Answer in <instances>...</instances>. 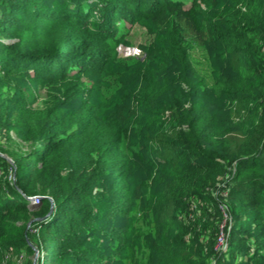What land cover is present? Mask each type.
Listing matches in <instances>:
<instances>
[{
  "label": "trees",
  "instance_id": "obj_1",
  "mask_svg": "<svg viewBox=\"0 0 264 264\" xmlns=\"http://www.w3.org/2000/svg\"><path fill=\"white\" fill-rule=\"evenodd\" d=\"M57 1V7L51 8L45 0H0V78L10 80L14 75L18 80L21 70L34 69L39 81L62 84L60 97L38 122L24 127L25 139L33 144L28 151L16 155L5 150L0 141V154L12 158L16 172L12 182L8 178L11 163L0 155L4 192L13 196L0 204V246L17 247L33 255V244L39 252L37 264L105 262L107 249L89 245V233H96L91 231L94 187L111 168L127 177L130 170L114 158L122 142H103L95 135L80 133L73 128L74 113L68 107L82 96L84 79L98 77L109 68L111 39L118 36V23L135 25L152 20L165 28L168 59L181 68L180 77L189 84L193 96H198L199 88L195 77H190L195 44L211 51L222 49L224 66L211 89L220 102L216 110L196 100L187 107L177 103L168 106L155 97L150 104L166 116V126L148 137L155 154L152 164L173 169L157 203V225L159 229L170 226L166 242L185 249L187 235L199 238L202 234L196 227L199 222L186 215L191 206L188 199L196 195L197 200L211 201L213 190L224 184L232 203L253 208L248 215L253 221L237 230L238 216L233 217L228 245L233 252L220 256L219 264H259L252 251L264 245V240L257 238L264 231V0H233V13L220 21L206 14L202 0H192L191 8H186L185 0ZM27 28L45 34L55 29V37L35 44L25 37ZM0 92L4 93L3 87ZM1 101L8 106L5 98ZM222 111L224 120L237 125L224 136L219 130ZM7 118V108L0 107V131ZM244 122L252 124L250 130L242 129ZM219 136L222 141L215 143ZM45 172L51 173V181L45 179ZM38 194L51 196L55 207L49 217L33 222L27 230L31 219L45 217L51 209L49 197H43L41 204L29 203L28 197ZM109 195L110 212L117 214L123 208L125 192L112 187ZM112 221L108 222V232ZM221 222L217 223V233H212L215 241ZM33 228L37 232H32ZM172 228L179 232L171 235ZM243 234L249 235V240H243ZM257 253L262 256L260 250ZM167 264L189 263L185 257H177Z\"/></svg>",
  "mask_w": 264,
  "mask_h": 264
},
{
  "label": "rangeland",
  "instance_id": "obj_2",
  "mask_svg": "<svg viewBox=\"0 0 264 264\" xmlns=\"http://www.w3.org/2000/svg\"><path fill=\"white\" fill-rule=\"evenodd\" d=\"M45 2L50 4L51 8L57 7L58 3L57 0ZM202 2L206 14L212 20L227 19V15L233 13V0ZM191 5L192 0H185L186 8H191ZM46 23L44 22V25ZM164 30L163 26L152 20L135 25L127 21L119 22L116 29L118 36L111 39L113 59L109 68L98 77L84 79L82 96L75 100L74 105L68 107V111L74 113L73 128H78L80 133L95 135L103 142L111 139L117 144L122 142L121 148L115 151L114 158L130 170V176L127 177L126 174L122 176L118 173L117 168H111L109 175L94 187L91 203L95 219L91 231L96 233H89V245L95 249H107L104 252L107 255L105 262L99 264H167V261L177 257H185L189 264H219L220 256H230L233 252L229 246L226 253H217L215 256L213 243L216 241L212 238V233H217L218 221L225 220L222 209L227 207L232 216L226 224L228 234L233 229L235 215L238 216L239 223L237 230L245 228L253 221L248 216L253 208L245 207L238 201L232 203L228 199L229 193L228 196L225 195L221 184L217 190H213L215 195L211 201H203L199 197L197 200L196 195L188 199L191 206L186 215H189L190 220L199 222L200 227H196L201 229L202 234L199 238L192 234L187 235L185 239L188 241V247L185 249L178 250V245L166 242V229L171 228L170 226L159 229L157 225V203L164 181L168 174L172 177L173 169L152 164L155 154L148 137L166 126V116L159 107L152 108L150 104L155 97L161 105L168 106L177 103L187 107L191 101L196 100L201 106H210L216 110L220 102L214 99L211 89L215 78L224 69L222 49L211 51L195 44L191 52L193 71L190 77H195L199 88L198 96H193L189 84L180 77L181 68L168 59ZM54 31L55 29L45 34L40 29L35 32L27 28L25 37L35 44H44L55 37ZM21 71L23 72L18 80L14 75L10 80L0 78V87L4 89L3 94L0 92V107H6L8 112L6 124L0 131V141H3L1 145L5 150L16 155L28 151L33 146L32 141L25 139L27 129L24 127L35 125L60 97L62 91L61 83L39 81L34 69ZM2 97L8 101V106L3 104ZM92 117L94 120L88 125ZM224 119L225 113L222 111L219 115V130L223 136L225 131L237 127ZM251 126L248 122L241 123L245 131L250 130ZM222 139L223 137L219 136L214 142L220 143ZM209 148L208 145L207 149ZM9 162L11 169L8 178L14 182L15 164L13 160ZM44 176L47 181L52 180L51 173L45 172ZM115 177H119V180H113ZM112 187L124 191L126 196L122 201L123 208L117 214H112L108 206L112 200L109 195ZM5 188V177L0 172V204L13 197L5 194ZM38 195L53 200L49 195ZM29 203L34 204L30 201ZM52 203L53 212L54 200ZM110 220L113 221L110 224L111 231L108 232ZM169 231L171 235L179 232L176 228ZM32 232H37V229L33 228ZM249 237L243 234L242 239L249 240ZM257 238L264 240V231L257 235ZM31 245L35 251L33 255L22 253L17 247L7 249L0 246V264H28L30 260L37 264L39 252L35 245ZM259 250L262 256L257 253ZM252 253L257 256V263L264 264V245L255 246Z\"/></svg>",
  "mask_w": 264,
  "mask_h": 264
},
{
  "label": "built area",
  "instance_id": "obj_3",
  "mask_svg": "<svg viewBox=\"0 0 264 264\" xmlns=\"http://www.w3.org/2000/svg\"><path fill=\"white\" fill-rule=\"evenodd\" d=\"M222 185H223V187L225 186L224 184H222ZM223 191L225 192V195L228 196V189L224 187ZM41 199H42V197L38 196V195L28 197V200L34 204L40 203ZM222 210H223V213L225 216V220L222 221L219 225V231H218L216 242H215V251H216V253H220V254L225 253L228 249L229 234H228L227 229H226V224H227L228 220H231V215L228 212V208L225 207V209L223 208Z\"/></svg>",
  "mask_w": 264,
  "mask_h": 264
},
{
  "label": "water",
  "instance_id": "obj_4",
  "mask_svg": "<svg viewBox=\"0 0 264 264\" xmlns=\"http://www.w3.org/2000/svg\"><path fill=\"white\" fill-rule=\"evenodd\" d=\"M0 155L4 156L8 161H12L11 158L8 157V156H6L5 154H0ZM50 200H51V203H52L53 200H52V199H50ZM52 209H53V203L51 204L50 212H49L45 217L31 219V220L28 222V224H27V228H29V227L33 224V222H35V221H41V220L46 219V218L52 213ZM35 250H36V249H35ZM36 251H37V250H36Z\"/></svg>",
  "mask_w": 264,
  "mask_h": 264
}]
</instances>
